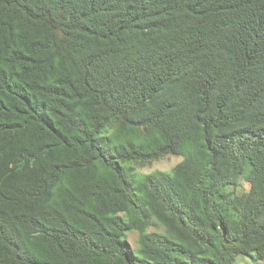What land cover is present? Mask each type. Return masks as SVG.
<instances>
[{"label": "trees", "instance_id": "1", "mask_svg": "<svg viewBox=\"0 0 264 264\" xmlns=\"http://www.w3.org/2000/svg\"><path fill=\"white\" fill-rule=\"evenodd\" d=\"M241 256L264 264V0H0V264Z\"/></svg>", "mask_w": 264, "mask_h": 264}, {"label": "rangeland", "instance_id": "2", "mask_svg": "<svg viewBox=\"0 0 264 264\" xmlns=\"http://www.w3.org/2000/svg\"><path fill=\"white\" fill-rule=\"evenodd\" d=\"M183 156L178 155H168L157 161L151 162H140L134 164L136 171L139 175H148L156 171L170 173L172 170L183 161ZM249 184L243 182L242 187L239 190V193H243L249 190ZM150 231H163L160 227L153 226ZM128 241L131 244L133 249L138 248V233L132 232L128 236ZM237 264H253V260L249 257L241 256L239 257Z\"/></svg>", "mask_w": 264, "mask_h": 264}]
</instances>
